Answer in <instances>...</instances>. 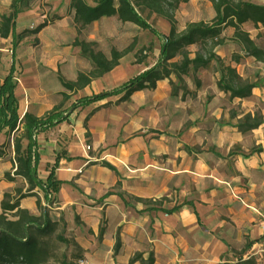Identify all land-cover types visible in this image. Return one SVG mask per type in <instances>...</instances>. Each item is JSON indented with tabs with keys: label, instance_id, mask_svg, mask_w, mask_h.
Masks as SVG:
<instances>
[{
	"label": "rangeland",
	"instance_id": "rangeland-1",
	"mask_svg": "<svg viewBox=\"0 0 264 264\" xmlns=\"http://www.w3.org/2000/svg\"><path fill=\"white\" fill-rule=\"evenodd\" d=\"M14 1L0 0V17L3 13H12L15 7L18 10L16 35L0 41V82L8 74L13 63L15 82L20 84L19 90L22 89V83L30 81V86H25V90L23 88L18 91L17 95L15 89L19 113L22 115L27 110L44 116L62 103V91L66 89L61 86L59 77L74 80L77 74L82 72L91 78L95 74L96 65L89 52L74 44L78 33L71 21L68 6L70 0H22L15 7ZM248 1L264 4V0ZM214 15L215 11L209 0H189L178 7L177 27L182 29L187 22H207ZM149 22L157 33L135 24L122 23L115 17L104 18L85 28L79 35L80 39L94 52L111 57L112 50L120 51L131 46L133 49L105 76L93 78L88 86L77 92L65 91L69 98L64 107L71 105L79 96H91L113 90L155 65L161 56L160 47L165 40L160 34L167 35L171 24L164 17H153ZM39 25L45 26L37 32L35 30ZM244 29L250 32L259 46L264 45V37L256 34L258 29L251 24L244 25ZM229 45H224L222 49L227 50ZM196 48L197 46L193 45L190 51L194 52ZM224 59L229 62L228 55ZM245 66L238 67L244 78L255 80L259 85L264 82L262 65L255 63ZM220 76V67L213 61L209 68H201L196 78L192 75L184 76L187 89H177V79L172 76L175 86L167 79L154 90L136 92L127 101L120 100V94L108 96L105 100L87 106V115L91 113L92 116L79 125L78 134L71 128L57 136V143L53 145L60 155L66 152V145L71 144L78 135L90 157L98 159L100 167L104 163L115 167L101 169L105 173H112V184L107 192L114 194L107 198H94L93 202L84 199L78 203L64 205L59 192L52 193L53 201L50 204L43 200V193L40 192L42 204L51 207L50 215L59 221L50 238V248L53 249L54 256L49 264H59L58 261L64 254L68 257L72 254H82L85 264H129L128 257L131 258L142 251L155 252V249H158L162 256L169 258L177 250L183 254V249L176 248L178 234L170 230L171 215L166 212L173 205L183 202L191 201L195 205L199 197L201 176L199 178L200 174L188 173L185 169L190 164V159L204 155L203 147L209 141L205 139V143L201 145L202 137L192 130L195 129L193 125L200 121L204 111L222 109L221 121L225 122L228 117L232 119V111L239 112L243 106L242 101L238 102L227 95L215 98L213 90ZM174 91L177 92L176 96L172 95ZM239 121L240 119L237 123ZM25 144L26 142L23 146ZM0 146L4 149V155L0 158L1 203L6 192L13 195L16 192L14 188L5 186L2 182L6 179L5 172L12 175L14 171V146L6 133L0 134ZM88 146L91 148L88 149ZM233 149L240 150L237 146ZM40 175L46 178L43 173ZM15 182L18 185L24 183L23 189L27 188V183L21 176L17 177ZM230 184L231 186L221 184V187H247V179L242 183L235 180ZM118 192L125 195L129 204L123 202L116 194ZM139 197L144 201H136ZM240 198L237 197L236 201ZM213 199L215 202L212 211L217 210L225 221L230 220L226 214L228 208L233 207L237 211L238 207L229 205L225 198ZM21 201L24 203L21 205L31 213L40 212L35 204V197H26ZM158 201L164 209H159L158 212L139 210L154 206ZM236 204L241 207L244 203ZM1 210L0 206V212ZM156 224L160 228L155 227ZM130 225L136 227V235L128 231ZM101 227H104L106 232L103 238H100ZM59 234L76 242L82 249L79 250L74 243H63L58 239ZM118 236L120 245L125 247L123 255L115 254ZM254 240L245 234L241 242L229 244L227 253L230 252V255L226 257L223 253L220 256L223 262L204 264H250L243 263L241 257L245 251L251 249ZM111 244L114 246L110 250ZM124 244L126 245L123 246ZM140 246H144V250H135V247ZM227 258L232 261L228 263L225 261ZM251 261V264H264V257L256 255Z\"/></svg>",
	"mask_w": 264,
	"mask_h": 264
},
{
	"label": "trees",
	"instance_id": "trees-1",
	"mask_svg": "<svg viewBox=\"0 0 264 264\" xmlns=\"http://www.w3.org/2000/svg\"><path fill=\"white\" fill-rule=\"evenodd\" d=\"M22 0H15L13 6ZM215 10V16L207 21L188 22L182 30L177 28L176 12L182 3L188 0H70V8L75 12L74 23L77 26L78 35L75 37L74 44L79 45L85 52H89L93 61L96 63L95 74L90 77L79 73L76 80H66L60 78L61 86L71 92L85 88L95 77H102L112 71L120 64V60L132 51V46L123 50H112L111 57L101 52L90 50L88 44L80 39L85 28L91 23L101 20L104 17L114 16L123 23L135 24L142 29H150L157 33L156 29L150 24L149 20L153 17H164L170 24L169 33L160 34L165 39L160 47L161 56L158 62L148 70L135 75L121 84V86L102 93L92 94V96L80 97L77 102L70 107L64 108L68 101L67 92H62L63 100L58 106L52 108L44 116H37L34 112L19 113V102L15 96L17 83L15 82V72L13 63L10 71L0 84V134L6 133L11 138L14 146L13 174L5 172L8 181H15L17 177H22L27 183V188H15L16 194L10 192L4 194L0 206V264H49L52 259L53 249L50 248V238L56 231L59 221L52 218L51 207L42 204L43 200L51 203L53 192H59L60 186L64 183L58 179L56 169L59 167L58 156L56 162L49 169V174L44 181L38 175V164L40 162L36 135L48 126L63 121L70 116L78 107L92 104V102L105 99L107 96L121 94L120 100H130L136 91L145 89H155L159 81L168 79L173 86L172 75L177 79V89L187 86L184 76L192 75L196 78L201 68H209V65L216 61L220 67L221 76L217 82L218 88L223 93L229 94L231 99L250 98L252 91L259 83L244 78L232 63L222 59L216 49L227 42L223 32L227 28H233L231 40L239 44L244 54L234 55L232 61L236 64L242 57H254L256 61L264 65V48L259 46L250 32L244 29V25L251 24L254 28L264 27V4H257L248 0H209ZM18 10L12 13H3L0 17V38H8L16 35V16ZM45 25H39L35 30L41 31ZM258 36L264 37V29L258 32ZM196 45L194 52L190 47ZM188 91V90H187ZM186 93V91L184 92ZM172 95L176 96L174 91ZM64 113H66L64 115ZM263 123L261 111L246 113L236 124L248 132L259 128ZM26 144L23 146V143ZM261 150V147L257 148ZM4 155V149L0 146V158ZM103 166L115 169L110 163ZM112 192L109 191L102 198H107ZM123 202H127L122 192L117 193ZM26 197H35L36 205L39 209L38 214H33L28 208L21 205V200ZM136 201H144L143 198H136ZM161 204L160 201L155 202ZM146 207L142 210L151 211L156 206ZM175 205L167 213L180 208ZM104 228L100 229V238H103ZM58 239L63 243L73 244L81 250L80 246L65 238L63 234L58 235ZM120 239L117 237L115 243V254L120 251ZM84 256L81 254H64L59 264H81ZM130 264L139 262L140 264H155L153 251L140 252L129 259ZM243 263H253L251 260H244ZM83 264V263H82Z\"/></svg>",
	"mask_w": 264,
	"mask_h": 264
},
{
	"label": "crops",
	"instance_id": "crops-1",
	"mask_svg": "<svg viewBox=\"0 0 264 264\" xmlns=\"http://www.w3.org/2000/svg\"><path fill=\"white\" fill-rule=\"evenodd\" d=\"M68 6L72 17L71 21L77 30V26L74 23L75 12L70 8V1ZM112 17L114 16L104 18ZM186 25L182 29H184ZM178 29L182 30L180 28ZM263 29L264 27L261 26L258 32ZM258 32L256 33L257 35ZM232 34L233 28H227L223 32V35L227 38V42L223 44V46L230 44V47H228L227 50H223V46L217 48L216 52L218 55L222 59L228 55V63H232L234 66H237V69L241 65L244 67H246L245 65L255 63L262 65V63L256 61L254 57H242L238 64L232 61L234 55H237L238 53L242 55L244 54L240 45H237L231 40ZM2 39L7 40L9 37H1L0 41H2ZM262 47L264 48V45ZM262 66L264 68V65ZM4 78L5 77H3V79ZM3 79L1 80L0 84L3 82ZM218 80L219 78L217 79V82ZM164 81H159L157 87ZM29 82L30 81L22 83L21 90H23V88L25 90V86L29 87ZM217 82L213 90L215 98L218 99L224 95L229 96V94L223 93L219 90ZM16 87L17 95L18 91H21L19 90L20 84L17 83ZM64 91L67 90H63L62 92ZM120 95L122 96V93ZM252 95L253 96L250 98L239 97L233 99L238 100V102L242 101L243 106L241 109H239V112L232 111V119H229L228 117L225 122H222V109L210 111L207 110L202 113L200 121L196 122V125H193V128L195 129L191 128L193 131H197V134L202 137L201 145L205 143V139L209 141L203 147L204 155H198L199 157L190 159V164L187 166V169H185V171H188V173H195L196 175L200 174L199 178L201 176V188L198 191L199 197L196 199L197 201L195 202V205H193V202L191 201L186 203L183 202V204H180V208L174 210L173 212H169L171 215L170 230L176 231L178 234L176 238V248L183 249V254L177 250L169 258L168 256L166 257V255L162 256L159 250L155 249V252L153 251L156 260L155 264H204L206 262L214 261L223 262L220 256L223 253H225L224 255H226V257L230 255V252L227 253L230 246L229 244L241 242L245 234L254 238V241L258 240V238L264 239V237H262L263 233L261 228V225L264 223V82L253 89ZM86 96L88 95L79 96L77 99ZM77 99H75L73 103L77 102ZM99 101L92 103H97ZM71 105L64 108H68ZM87 106L88 105H85L84 107H78L77 110L72 112L68 118L48 126V128L36 135V146L40 160L37 171L38 175L44 181L49 174V169L56 162V157H59L57 159L59 167L56 169V174L58 179L64 182L60 186L59 191L60 198L63 200L62 203L64 205L78 203L84 199L93 202L94 198H102L105 194H107V189L109 185L112 184V173L108 171L106 174L103 172V170H101L105 166L102 164V167H100L97 163L98 159L90 157L86 151L85 144H83L78 138V135L74 137L71 144L66 145V152L62 155L56 152V146L53 145V143H57V136L59 134L66 133L67 131L71 130V128H74L73 132L78 134L79 125L92 116L91 113L87 115ZM255 111H261L263 114L262 125L255 130L243 132V129L236 125L237 120L249 112L254 115ZM25 112H27V110ZM25 112H23V114ZM65 114L66 113H64V115ZM68 121H71L72 123L69 124L67 123ZM236 146L240 150L235 151L233 148ZM259 147H261V150H257ZM41 173L46 175L45 179L42 177V175H40ZM246 179L247 187H234L232 189L222 188L224 186L221 187V184L231 186L230 182L240 180L242 183V181ZM2 182L5 184V186L8 185L10 188L14 189L19 188L18 186H21L22 188L24 186V183L22 185H18L16 184L17 182H11L6 179H3ZM219 186L221 188L217 190L216 187ZM171 192H173V190H171ZM113 194L114 193L112 192L110 195ZM239 196L241 198L236 201L237 197ZM217 197L221 199L225 198L226 201L228 200L227 203H229V205H235V207H238L237 211L236 208H228L226 214L230 220L225 221L224 218L219 216L217 210L212 211V205L215 202L213 198ZM233 197H235V199H233ZM236 202H240L241 204L243 202L244 204L239 207ZM21 204H24L23 201H21ZM155 206L156 207L154 210H151V212H158L157 210L164 209L162 205L156 204ZM174 206L175 205L172 207ZM144 208L146 207H143L139 210ZM32 212L34 213V211ZM155 227H159L158 224H156ZM128 231H130L132 235L137 234L136 227L133 225L129 226ZM105 234L106 232L104 235ZM125 245L126 244L123 246ZM113 246V244L109 246L110 250L113 248ZM124 250L125 247L121 246L117 255H123ZM135 250H144V246L135 247ZM129 259L130 257L127 258L128 263L130 264ZM227 259L228 260L225 261L228 263L232 261L230 258ZM112 264L115 263L113 262ZM134 264L140 263L136 262Z\"/></svg>",
	"mask_w": 264,
	"mask_h": 264
},
{
	"label": "built area",
	"instance_id": "built-area-1",
	"mask_svg": "<svg viewBox=\"0 0 264 264\" xmlns=\"http://www.w3.org/2000/svg\"><path fill=\"white\" fill-rule=\"evenodd\" d=\"M91 147L88 146V149ZM262 228V233L264 237V223L261 225ZM258 255L259 257H264V239L263 238H258V240L254 241L251 249L249 251H246L244 255L242 256V260H251L254 256ZM81 264H85V260L80 261Z\"/></svg>",
	"mask_w": 264,
	"mask_h": 264
}]
</instances>
